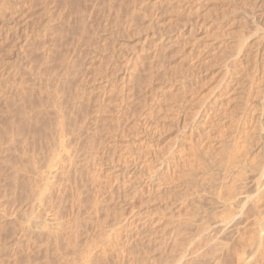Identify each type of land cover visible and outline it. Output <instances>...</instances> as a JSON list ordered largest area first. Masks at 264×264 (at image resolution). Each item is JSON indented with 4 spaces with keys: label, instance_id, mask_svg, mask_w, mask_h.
<instances>
[{
    "label": "rangeland",
    "instance_id": "obj_1",
    "mask_svg": "<svg viewBox=\"0 0 264 264\" xmlns=\"http://www.w3.org/2000/svg\"><path fill=\"white\" fill-rule=\"evenodd\" d=\"M263 133L264 0H0V264H173L188 210L255 195ZM260 180L219 264H257Z\"/></svg>",
    "mask_w": 264,
    "mask_h": 264
},
{
    "label": "bare ground",
    "instance_id": "obj_2",
    "mask_svg": "<svg viewBox=\"0 0 264 264\" xmlns=\"http://www.w3.org/2000/svg\"><path fill=\"white\" fill-rule=\"evenodd\" d=\"M59 95H60V93H59ZM16 96H17V94H16ZM30 104H32V103H30ZM29 106H31V105H29ZM48 107H50V106H48ZM53 107L55 108V105L54 104L51 105V109ZM39 108H41V107H39ZM32 109H33V107H32ZM48 111L50 112V110H48ZM60 111L58 113H60ZM45 112H43V113H45ZM37 115H38V113H37ZM26 116H27V113H26ZM50 116H51V114H50ZM32 117L34 119V116L33 115H32ZM32 117H31V115L30 116L28 115V120L27 121H28L29 124H30V122H29L30 120L33 121V124H34V121L35 120H32ZM37 118H38V116H37ZM99 118L100 117H98V115H97V118L96 119H99ZM26 119L27 118H25V120ZM39 120H38V122H39ZM40 121H41V124L39 126H38L37 123H35L38 126L37 130H35L36 131V133H35L36 135L37 134L38 135H40V134L42 135V133L45 134L48 131V122H47V120H40ZM95 121L96 120L94 119V123H95L94 125H97ZM193 121H190L189 123H187V122L184 123L185 124V130L190 131L191 132V135L194 132V130H193V128H194L193 127L194 122ZM31 124H32V122H31ZM31 124H30V126H31ZM35 126H33V128ZM101 126H103L102 123H101ZM97 127H98V125H97ZM28 129H30V128H28ZM29 133L32 134L33 132H29ZM35 136H33V139H34ZM258 138H259V144H260V141L262 140V133H261V136L259 135ZM263 139H264V136H263ZM29 143H30V141H29ZM199 158H197V159L199 160ZM139 169L141 170V168H139ZM160 171L164 172V174L168 173V171H169V164L168 163H165V162L162 163L161 164V167H160ZM263 176H264V160H263V162L259 166V177L260 178H258L256 180L257 181L256 183L258 184V187H259V184L261 183V180L260 179ZM28 187L30 188V185L29 184H28ZM258 187H257V190L255 192V195H252V194H250V193H248L246 191H241L240 193L239 192H237V193L236 192H229V193H225L223 195H220V194H208V195H206V198L211 202V207L208 206V208H199V209L188 210L187 213H186V215H185L186 216V219L184 220V224H183V227H182L183 229L181 230V227H178L177 226V228H176L177 231L174 232V238H172V239H174L173 241L176 244V246H177V244L180 243V238H182L183 236H184L183 237L184 238V241L186 242L185 245H184V248L183 247L182 248L180 247L181 249L179 248V250L177 248H173V249H175L174 253L176 252V250H178L177 253L175 254L176 256H175V259H174V263L173 264H198V263H200L199 261H201V260H199V258L201 256H204L205 257L204 254H207L209 256L208 258H211L210 260L213 261V264H219L220 261H221L220 258H221V254H222L223 249L225 247H227V246H230L232 244V242H233L232 239H235V241L233 242V244H237L238 243L239 246H246L241 241L243 239L242 238V235H241V231L243 230V228L244 229L246 228L247 221H248V217L250 216V213L256 211L255 210V207H253V203H252L253 202V199L255 197H257L259 199H262L263 198V196L261 194H259L260 191H259V188ZM40 192H42V193H40L41 196L42 195L43 196L46 195L45 194V188L44 187L41 188V191ZM46 197H48V196H46ZM250 202L252 203V206L249 205ZM258 216L261 217L260 218V222H259V225L261 227V229H260V235H259V237H260V240L259 241L262 242V241H264V233H263V231H264V211L259 212ZM42 223H46V222L44 221ZM196 225H197V227H196ZM194 226L196 227V230L193 229ZM233 230H236L235 232L238 234V236L236 238H234L235 235L233 234L234 233ZM42 234H45L46 237L48 235L49 239L52 238V236L50 234H48V233L47 234L46 233H42ZM45 235H44V237H45ZM42 237H43V235H42ZM181 241H182V239H181ZM235 250L239 254L238 250L237 249H235ZM244 250L245 249H242V250H239V251L242 253ZM252 253H254L253 256H256V262H257V264H264V247L263 246H257V248H254V251ZM197 261H198V263H197Z\"/></svg>",
    "mask_w": 264,
    "mask_h": 264
}]
</instances>
